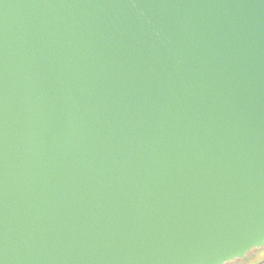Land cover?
<instances>
[{
    "label": "water",
    "instance_id": "1",
    "mask_svg": "<svg viewBox=\"0 0 264 264\" xmlns=\"http://www.w3.org/2000/svg\"><path fill=\"white\" fill-rule=\"evenodd\" d=\"M263 244L264 0H0V264Z\"/></svg>",
    "mask_w": 264,
    "mask_h": 264
},
{
    "label": "flooded vegetation",
    "instance_id": "2",
    "mask_svg": "<svg viewBox=\"0 0 264 264\" xmlns=\"http://www.w3.org/2000/svg\"><path fill=\"white\" fill-rule=\"evenodd\" d=\"M260 249H264V244L260 247L252 248L250 251L246 252L243 257L236 258L224 264H250V261L255 258V256L259 253Z\"/></svg>",
    "mask_w": 264,
    "mask_h": 264
},
{
    "label": "clouds",
    "instance_id": "3",
    "mask_svg": "<svg viewBox=\"0 0 264 264\" xmlns=\"http://www.w3.org/2000/svg\"><path fill=\"white\" fill-rule=\"evenodd\" d=\"M250 264H264V249L259 250V253L255 256V258L250 261Z\"/></svg>",
    "mask_w": 264,
    "mask_h": 264
}]
</instances>
